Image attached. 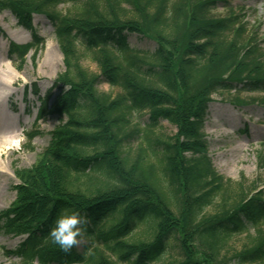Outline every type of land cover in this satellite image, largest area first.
<instances>
[{
	"label": "trees",
	"instance_id": "trees-1",
	"mask_svg": "<svg viewBox=\"0 0 264 264\" xmlns=\"http://www.w3.org/2000/svg\"><path fill=\"white\" fill-rule=\"evenodd\" d=\"M68 1L0 0V12L9 10L31 31L32 16H45L66 65L53 107L67 120L51 133L36 170L18 174L19 208L4 228L16 225L12 232L27 238L8 254L28 264H204L192 256L195 248L205 264H264V197L257 188L246 193L241 182L232 194L203 133L214 96L246 106L243 93L264 94L257 44L241 49V21L213 14L231 3L83 0L57 10ZM132 34L157 48L132 46ZM44 45L33 31L11 53L24 58ZM83 53L98 74L82 65ZM102 82L120 92L99 91ZM252 102L264 106V99ZM135 113L148 114L145 126L131 127ZM162 121L177 134L162 132ZM35 135L27 134L30 142ZM135 139L144 143L130 155L124 147ZM65 210L84 217L81 250L77 243L64 251L49 235ZM141 225L146 237L137 238ZM252 229L253 243L230 254L229 240Z\"/></svg>",
	"mask_w": 264,
	"mask_h": 264
},
{
	"label": "rangeland",
	"instance_id": "rangeland-1",
	"mask_svg": "<svg viewBox=\"0 0 264 264\" xmlns=\"http://www.w3.org/2000/svg\"><path fill=\"white\" fill-rule=\"evenodd\" d=\"M75 1L83 0H69L57 10L71 11ZM227 1L231 3L230 10L219 3L213 11L214 16L235 15L244 27L240 48L248 47L249 50V46L257 44L264 62V0ZM127 9L130 10L129 7ZM31 28L45 39V45L37 51L31 50L21 58L11 53V48L30 43L33 31L21 26L9 10L0 12V136L22 131L25 137L19 149L0 152V264H28L10 255L25 242L27 236L12 232L14 229L19 231L16 225L9 228L10 232H6V216L19 208L21 195L18 186L21 183L18 174L29 175L36 170L51 143V133L67 120V116L53 107L61 91L60 85L56 83L57 77L66 71L64 55L56 40L54 28L43 15L32 16ZM128 40L136 48L150 51L157 48L154 42L135 34L129 35ZM82 65L93 73H99L96 63L84 53ZM98 89L113 96L120 92L104 82L99 84ZM242 96L244 102L253 105L236 106L214 96V101L207 108L203 133L215 169L233 183L232 194L242 191L238 185L241 182L246 193L250 194L257 188L264 197V106L252 102L261 101L264 94L243 93ZM147 122L148 114L135 113L130 125L145 126ZM161 127L162 132L168 135L178 132L176 126L167 121H162ZM28 133L36 134L31 142ZM142 143L143 140L135 139L127 143L124 149L134 155ZM146 229L144 225L139 226L134 236L146 237ZM255 235L256 231L252 229L249 233L231 238L227 244L230 254L253 243ZM82 244H85L84 239H80L77 244L79 250ZM192 251V256L198 261L204 264L207 262L208 258L199 249L192 248ZM166 259H170L168 255L162 260ZM231 264L240 263L233 260Z\"/></svg>",
	"mask_w": 264,
	"mask_h": 264
},
{
	"label": "clouds",
	"instance_id": "clouds-1",
	"mask_svg": "<svg viewBox=\"0 0 264 264\" xmlns=\"http://www.w3.org/2000/svg\"><path fill=\"white\" fill-rule=\"evenodd\" d=\"M24 138L22 131L0 136V152L8 151L9 149H19ZM83 223L84 217L77 211H63L57 217L54 226L50 230L49 235L52 242L64 251L69 250L79 242Z\"/></svg>",
	"mask_w": 264,
	"mask_h": 264
}]
</instances>
